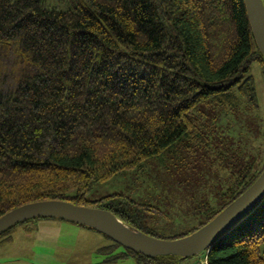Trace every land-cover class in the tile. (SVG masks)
<instances>
[{"label": "trees", "instance_id": "trees-1", "mask_svg": "<svg viewBox=\"0 0 264 264\" xmlns=\"http://www.w3.org/2000/svg\"><path fill=\"white\" fill-rule=\"evenodd\" d=\"M255 70L264 88L245 0H0V216L59 199L109 209L161 238L194 232L264 170L249 155L263 120ZM176 147L193 157L204 151L201 164L223 174L216 189L205 175L199 183L192 213L210 209L208 194L218 202L199 226L163 237L143 221L156 206L119 193L89 198L96 183ZM168 167L173 177L184 171L179 162ZM104 249V262L184 259L147 256L112 238ZM206 252L208 264H264V198Z\"/></svg>", "mask_w": 264, "mask_h": 264}, {"label": "rangeland", "instance_id": "rangeland-1", "mask_svg": "<svg viewBox=\"0 0 264 264\" xmlns=\"http://www.w3.org/2000/svg\"><path fill=\"white\" fill-rule=\"evenodd\" d=\"M259 73L261 72L254 71L263 120L255 130L257 145L251 142L249 147V155L254 154L257 158V166L264 161V88L258 78ZM203 119L205 122L210 121L206 116ZM203 153L204 151L195 152L197 155L193 157L188 150L173 148L146 161L143 167L121 171L106 181L96 183L88 196L92 200L115 193L125 194L137 201L156 206V210L146 211L143 218L148 229L163 237L188 232L207 221L218 208L215 196L208 194L206 198L210 209L200 214L192 213L193 205L197 202L194 199H199L197 194L202 189L199 183L208 178V188L211 189L212 186L216 189L217 176L223 175L218 165L211 167L209 163L201 164L199 158ZM209 154L217 152L211 150ZM210 158L214 160L213 157ZM176 162L180 163L184 171L173 177L169 175L173 171L168 170V165ZM238 169L235 168L236 171ZM204 175L207 177L204 178ZM181 180H187L186 184L178 185ZM10 235L9 242H0V264H139L133 257L117 262H104L111 252L107 249L100 251V248L111 244V238L82 224L58 217L29 219L15 226ZM122 250L123 247H117L114 253ZM207 256L208 252L204 250L182 259L180 264H208Z\"/></svg>", "mask_w": 264, "mask_h": 264}, {"label": "water", "instance_id": "water-1", "mask_svg": "<svg viewBox=\"0 0 264 264\" xmlns=\"http://www.w3.org/2000/svg\"><path fill=\"white\" fill-rule=\"evenodd\" d=\"M256 42L264 57V0H245ZM264 198V170L258 178L226 208L194 232L178 238H161L137 229L109 209L50 199L28 202L0 216V234L28 219L58 217L89 226L147 256L174 255L187 258L210 250L211 246L241 222Z\"/></svg>", "mask_w": 264, "mask_h": 264}]
</instances>
